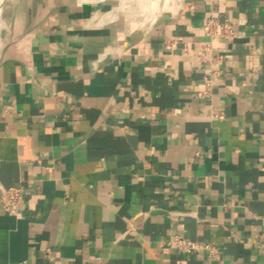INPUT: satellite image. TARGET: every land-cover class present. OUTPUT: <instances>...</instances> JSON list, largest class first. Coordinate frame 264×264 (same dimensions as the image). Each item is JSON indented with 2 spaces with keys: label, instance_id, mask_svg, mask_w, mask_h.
Here are the masks:
<instances>
[{
  "label": "crops",
  "instance_id": "obj_1",
  "mask_svg": "<svg viewBox=\"0 0 264 264\" xmlns=\"http://www.w3.org/2000/svg\"><path fill=\"white\" fill-rule=\"evenodd\" d=\"M9 186L0 264H264V0H5Z\"/></svg>",
  "mask_w": 264,
  "mask_h": 264
},
{
  "label": "built area",
  "instance_id": "obj_2",
  "mask_svg": "<svg viewBox=\"0 0 264 264\" xmlns=\"http://www.w3.org/2000/svg\"><path fill=\"white\" fill-rule=\"evenodd\" d=\"M204 32L210 37H225L229 38L235 34V29L232 23L225 19L223 21L214 17L206 18L202 21ZM210 54V42H207L198 52L200 59H205ZM22 198L21 186H9L4 188L0 194V203L8 211H17L18 204ZM176 246L183 252H193L202 247L212 249L209 244H201L197 240L176 234L174 236Z\"/></svg>",
  "mask_w": 264,
  "mask_h": 264
},
{
  "label": "water",
  "instance_id": "obj_3",
  "mask_svg": "<svg viewBox=\"0 0 264 264\" xmlns=\"http://www.w3.org/2000/svg\"><path fill=\"white\" fill-rule=\"evenodd\" d=\"M5 0H0V21H1V12H2V6L4 4Z\"/></svg>",
  "mask_w": 264,
  "mask_h": 264
}]
</instances>
